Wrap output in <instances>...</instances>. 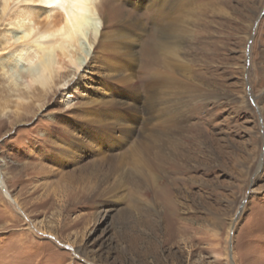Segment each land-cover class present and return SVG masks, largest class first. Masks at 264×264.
Wrapping results in <instances>:
<instances>
[{
    "label": "rangeland",
    "instance_id": "1",
    "mask_svg": "<svg viewBox=\"0 0 264 264\" xmlns=\"http://www.w3.org/2000/svg\"><path fill=\"white\" fill-rule=\"evenodd\" d=\"M182 2L180 19L157 29L144 7L128 10L147 26L132 51L136 75L170 80L142 85L139 101L148 97L157 110L151 124L136 125L143 138L123 135L116 147L102 139L100 150L85 145L72 156L83 98L56 90L21 115L2 100L0 264H264V0ZM103 5L113 25L122 10ZM116 41L85 73L91 98L103 80L116 93L129 82L101 77L108 66L128 67ZM169 124L165 144H152ZM117 127L107 128L111 137L121 135ZM138 140L136 155L156 164L135 183L127 152Z\"/></svg>",
    "mask_w": 264,
    "mask_h": 264
},
{
    "label": "bare ground",
    "instance_id": "2",
    "mask_svg": "<svg viewBox=\"0 0 264 264\" xmlns=\"http://www.w3.org/2000/svg\"><path fill=\"white\" fill-rule=\"evenodd\" d=\"M104 1L114 12L122 10L123 14L113 25H106ZM182 3V0H0V103L4 100L7 105L13 103L21 107L17 111L21 115L29 106L37 105L38 109L41 108L43 99L56 90L68 93L69 98H83L84 105L79 108L83 110L82 121L78 130L72 134L68 147L69 155L72 156L75 153L71 150L76 149L75 152H78L85 145H88L85 152L93 147L100 150L102 139L116 147L120 146V137L123 135L125 141L134 133L143 138L142 128L136 130V125L138 122L146 126L151 124L157 110L152 99L144 97L142 102L139 101L142 98V85L150 86V89L155 84H169L170 80L167 81L162 73H154L149 80L141 82L136 75L133 69L136 60L135 57L132 58V51L138 38L147 32V26L141 20L133 18L130 15L132 12L128 10L144 7L151 12L157 29L162 22L180 19L179 11L182 9L179 6ZM107 29L110 34L106 37ZM111 37L117 40L114 46L117 56L126 61L128 67L120 72L117 68L108 66L106 70H102L101 77H110L117 82L125 77L129 82L121 85L122 89L121 86L117 88L116 93V87L103 80L101 94L97 98H91L86 92L87 82L83 79L91 67L94 54L103 50ZM162 38L165 41H160V47L166 49L169 44H175L178 36L171 37L173 39L170 41L166 37ZM86 40H90L89 45ZM65 104L67 109H72L69 101ZM105 105L109 110L103 109ZM118 108L120 111L116 112ZM6 114V107H0V116ZM169 126L170 124L164 125L159 135L151 136L152 144L156 145L160 139V147L165 144V130ZM113 127L120 131L119 137L108 134V129ZM58 144L61 145V142ZM135 144L137 146L133 145L127 153L131 163L136 164L138 175L133 179L138 183L153 175L156 163L146 152L144 155H136L137 148L143 144L142 140ZM114 161L117 163L109 165L112 167L110 170L117 172L122 164L121 156ZM100 185H93V193H103Z\"/></svg>",
    "mask_w": 264,
    "mask_h": 264
},
{
    "label": "snow or ice",
    "instance_id": "3",
    "mask_svg": "<svg viewBox=\"0 0 264 264\" xmlns=\"http://www.w3.org/2000/svg\"><path fill=\"white\" fill-rule=\"evenodd\" d=\"M73 2H88V0H73Z\"/></svg>",
    "mask_w": 264,
    "mask_h": 264
}]
</instances>
